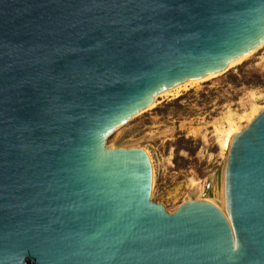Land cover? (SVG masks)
Returning <instances> with one entry per match:
<instances>
[{
  "label": "water",
  "instance_id": "obj_1",
  "mask_svg": "<svg viewBox=\"0 0 264 264\" xmlns=\"http://www.w3.org/2000/svg\"><path fill=\"white\" fill-rule=\"evenodd\" d=\"M264 41V0H0V264H264V107L232 133L225 209L152 198L106 137Z\"/></svg>",
  "mask_w": 264,
  "mask_h": 264
},
{
  "label": "rangeland",
  "instance_id": "obj_2",
  "mask_svg": "<svg viewBox=\"0 0 264 264\" xmlns=\"http://www.w3.org/2000/svg\"><path fill=\"white\" fill-rule=\"evenodd\" d=\"M154 103L117 126L107 143L148 148L152 198L168 210L191 196L223 207L228 147L220 137L230 118L241 128L255 114L254 104L264 106V43L223 71L156 96Z\"/></svg>",
  "mask_w": 264,
  "mask_h": 264
},
{
  "label": "bare ground",
  "instance_id": "obj_3",
  "mask_svg": "<svg viewBox=\"0 0 264 264\" xmlns=\"http://www.w3.org/2000/svg\"><path fill=\"white\" fill-rule=\"evenodd\" d=\"M264 43V41L263 42H261L258 46H260L261 44H263ZM257 46V47H258ZM257 47H255V49H257ZM255 49H253V50H251L250 52H248V53H244V54H242V55H240V56H238V57H236V58H234V59H232L231 60V62L227 65V66H230L232 63H235L236 61H238V60H240L243 56H245V55H248V54H250L252 51H254ZM217 72H212V73H208V74H206V75H203V76H193V77H188V78H186V80H184V81H182V82H179V83H177L176 85H174V86H172V87H169V88H166V89H163V90H161V91H159L158 93H157V95L156 96H158V95H160V94H162V93H170V92H177V90L181 87V86H185L186 85V83H188V82H191L192 83V81H195V80H198V79H204V78H206V77H208V76H211V75H213V74H216ZM156 96H155V98H154V100L150 103V104H155L154 102H155V99H156ZM264 107V106H263ZM262 107V108H263ZM261 108V109H262ZM259 110L260 109H258V107L257 106H255V104H254V106H253V109H252V111H253V114L255 113H258L259 112ZM255 111V112H254ZM254 114V115H255ZM249 115V114H248ZM254 115L250 118V116H249V118H250V120L254 117ZM119 128V127H118ZM240 129V127L237 125V121L236 120H233L232 118H230L229 119V121H228V126L223 130V133L221 134V143H222V145H223V147H228L229 146V142H230V140H231V136H232V133L233 132H235V131H237V130H239ZM222 132V131H221ZM150 155V154H149ZM150 158H151V156H150ZM152 169H153V166H152ZM154 177V172H153V176H152V178ZM154 179V178H153ZM153 181V180H152ZM218 206V205H217ZM220 209H222V210H224L225 208V205L223 204V207H221V206H218Z\"/></svg>",
  "mask_w": 264,
  "mask_h": 264
}]
</instances>
